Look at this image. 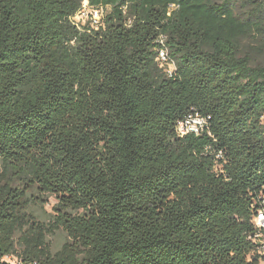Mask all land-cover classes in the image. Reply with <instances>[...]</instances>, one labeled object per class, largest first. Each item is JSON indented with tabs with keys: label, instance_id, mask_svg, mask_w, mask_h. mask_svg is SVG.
<instances>
[{
	"label": "trees",
	"instance_id": "trees-1",
	"mask_svg": "<svg viewBox=\"0 0 264 264\" xmlns=\"http://www.w3.org/2000/svg\"><path fill=\"white\" fill-rule=\"evenodd\" d=\"M0 164V264H261L264 0H0Z\"/></svg>",
	"mask_w": 264,
	"mask_h": 264
},
{
	"label": "rangeland",
	"instance_id": "rangeland-1",
	"mask_svg": "<svg viewBox=\"0 0 264 264\" xmlns=\"http://www.w3.org/2000/svg\"><path fill=\"white\" fill-rule=\"evenodd\" d=\"M110 12L111 9L106 8L103 13L104 15H107ZM90 19V17H85L84 20L80 19V23L83 25H87L90 23ZM11 178L12 177L4 173V170L2 169V166L0 164V184H7L9 186L11 185L13 188L22 190V192L25 193V208L23 210L27 212V214L33 221H37L38 223H41L48 228L50 222L52 221L53 208L57 206L58 200L55 197L49 195L41 196L36 191L27 192L28 190L26 189L24 182L20 183L19 180H16V182L12 183L13 181L11 180ZM49 240L51 241L53 250L56 251L65 242L66 236L62 231H59L55 235H51V237H49ZM6 260L13 264L17 262L16 257L6 258ZM261 264H264V260H262Z\"/></svg>",
	"mask_w": 264,
	"mask_h": 264
},
{
	"label": "built area",
	"instance_id": "built-area-1",
	"mask_svg": "<svg viewBox=\"0 0 264 264\" xmlns=\"http://www.w3.org/2000/svg\"><path fill=\"white\" fill-rule=\"evenodd\" d=\"M102 10H97L88 7V2H85L84 9L81 11L79 15L76 16L74 19L75 23L81 24L80 19L85 17L91 18L90 23L91 25L99 26L103 17L104 13ZM83 25V24H82ZM162 44H164V38H162ZM157 60L161 64V67L165 70L169 77L174 75L176 70V65L174 61H172L169 57L168 51L166 48H160ZM206 126V120L199 117V116H191L187 118L185 121L181 122L178 126V133L181 136H186L190 133H197L199 134L204 130ZM255 227L257 228L258 232L256 234L255 242L259 244L261 254L264 255V211H260L255 220Z\"/></svg>",
	"mask_w": 264,
	"mask_h": 264
}]
</instances>
